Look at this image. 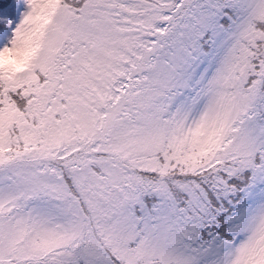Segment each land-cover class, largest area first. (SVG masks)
I'll return each mask as SVG.
<instances>
[{
  "label": "snow or ice",
  "instance_id": "1",
  "mask_svg": "<svg viewBox=\"0 0 264 264\" xmlns=\"http://www.w3.org/2000/svg\"><path fill=\"white\" fill-rule=\"evenodd\" d=\"M0 264H264V0H0Z\"/></svg>",
  "mask_w": 264,
  "mask_h": 264
}]
</instances>
